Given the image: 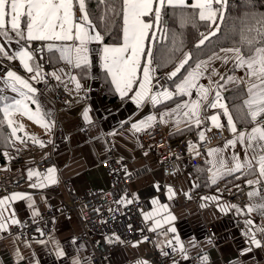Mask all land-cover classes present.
Here are the masks:
<instances>
[{
  "label": "crops",
  "instance_id": "1",
  "mask_svg": "<svg viewBox=\"0 0 264 264\" xmlns=\"http://www.w3.org/2000/svg\"><path fill=\"white\" fill-rule=\"evenodd\" d=\"M38 42H42L47 51L52 73L55 72L61 77L57 80L53 76L54 84L51 86L47 84L43 76L39 81L32 80L31 76L34 73H28L18 58L9 60L0 55V108L7 124L9 119L12 120V125L8 124L9 148L0 155V175L10 180L22 177L27 182V190L0 194V201H4L0 204V212L3 214L0 217V223L5 225L3 229H0V236L6 237L9 226L18 224L12 222L14 219L19 222L26 218L40 219L52 208L62 209L68 201L66 190L68 184L79 194L88 189H107L110 180L103 164L111 148L115 154L123 158L131 170L138 172V177L129 183L125 192L120 196V203H129L141 196L149 197L145 216H151L148 220L152 221L153 227L160 234L157 244L165 243L163 228L170 230L175 227V234L178 238L176 239L177 246L182 254L179 264H200L198 258L203 253L207 254L208 264H264V231L261 230L264 229V223L254 215L253 211L248 212V207L228 208L222 202L223 196L215 191L197 192L199 180L195 174L196 170L188 165L186 159L180 160L181 171L174 176L166 177L161 170L157 152L144 141L145 134L153 128L156 122H160L175 141L181 140L183 136H190L192 140L188 151H193V146L196 150L198 141L201 139L200 134H205L207 129L215 127L210 120L207 124L201 123L199 127H196L194 123L190 125L182 113L173 111L180 103H191L198 99L196 89L192 90L191 97L174 95L171 99H162L160 103L153 104L150 100H146L138 106L131 98L137 90L134 87V91L128 93L127 100L113 103L105 98V85L101 78V71H104L106 81L108 79L111 81L110 75L102 66L100 50L103 45L89 44L90 76L83 79L76 73V68L59 59L58 51L49 52L47 49L48 43L60 45L65 42ZM0 43L4 44L5 50L13 56L22 46H27L32 52L30 42L27 41H20L17 44L14 38L13 42L8 44L5 38L0 36ZM217 53L224 55L221 50ZM32 54L34 56L33 52ZM211 56L201 61H209ZM29 63L38 64L35 56L34 60ZM231 66H233L231 62L226 65L221 60H212L207 72L198 81L200 85L213 89L208 100L203 102L201 118L204 115L210 117L220 113L219 122L224 125L221 130L226 136L223 141L210 146L203 152L207 164L208 184L211 187H216L223 180H235L236 183L243 185H250L247 183L249 180L254 183H264V176L259 172L258 160L254 159V156L258 154L248 148V141L246 140L243 144L237 143L234 147L227 145L226 142L235 139L236 134L229 130L227 117L223 115V110L211 112L205 110L215 93L214 90L217 87L215 82L217 81L224 85L220 91L242 85L247 94V69L234 67L235 71L225 76ZM213 69H216L225 79L220 80L216 75L209 77ZM9 71L28 80L37 89L35 94L30 93V95H34L41 110L47 113L46 119L51 122L50 129L46 128L43 123L36 122L23 111H16L8 117L5 116L3 111L5 105L11 104L14 99H21L18 93L13 92L7 86V72ZM73 76L82 86L79 90L76 89L75 82L71 79ZM228 76L236 77L240 82L230 83L227 81ZM179 78L178 76L175 79L178 81ZM151 84V94L163 92L165 89L175 90L172 79L162 86L155 85L153 78ZM112 85L115 89V85ZM60 89L68 95L70 100L68 105L54 101L53 97ZM115 93L121 97L116 90ZM246 99L248 95L244 100ZM28 103L30 109L35 112L36 105L31 104L30 101ZM228 110L232 114L229 108ZM85 111L88 112L91 122L84 119ZM169 112H172L171 116L166 115ZM152 116L156 119L151 126L145 124L139 131L133 127L142 121H148ZM258 120H264V116L259 117ZM233 121L236 123L238 133L241 131L249 133L251 128L256 126L251 123L250 127L241 128L234 116ZM191 127L194 132L175 136L180 129ZM14 128L16 131L13 135ZM211 149L222 150V156L229 167L235 164L232 160L234 154L245 163V167L231 174H228L226 170H221L223 174H217L216 183H213L212 177L216 172L213 164L219 158L209 154ZM47 159H53L54 164L48 166L46 170H41L39 163ZM247 161L252 162V167L247 166ZM49 169H55L53 173L55 183L45 180ZM249 170L254 171L253 175L243 177ZM30 172L40 175H33L29 178ZM41 182H44L43 187H33ZM190 191H196L199 194L198 202L186 199L185 196ZM16 194L23 198L10 199ZM169 216H174L175 220L165 222V218ZM156 220L161 221L160 227L155 226ZM247 220L253 221L254 224L250 226L246 223ZM250 230L255 232L256 239L260 241V247L251 242ZM81 232V224L75 214H58L55 218V229L51 232H42L30 239L7 236L0 250V264H77V262L78 264H95L91 260L90 243L77 239ZM211 236H214L213 240ZM181 244H183V251L180 250ZM59 251H63L64 255H58ZM150 252L151 245L146 240H137L117 249L104 260L103 264H142V262L154 264L149 258Z\"/></svg>",
  "mask_w": 264,
  "mask_h": 264
},
{
  "label": "snow or ice",
  "instance_id": "2",
  "mask_svg": "<svg viewBox=\"0 0 264 264\" xmlns=\"http://www.w3.org/2000/svg\"><path fill=\"white\" fill-rule=\"evenodd\" d=\"M112 3L114 0H107ZM122 7V32L123 40L119 45H105L104 37L100 31H97V25L90 19V13L86 7V0H0V36L5 38L8 44L15 42L17 44L20 41H58L65 42L60 45L54 43H48L47 49L49 52L53 50L59 52V59L63 60L66 64L71 65L76 69H87L91 65L90 61V48L89 44L97 43L103 45L101 51L102 66L106 73L110 75L112 84L115 85V90L121 97H125L128 93L133 92L134 86L136 91L133 93L132 99L135 100L137 105H141L146 100H150L153 104L160 103L162 99H171L174 95L189 96L192 95V90H197L198 99L189 102L180 103L173 111L182 113L186 121L191 125L194 123L196 127H199L203 122L201 119V108L204 101L208 100L210 92L213 91L211 87H205L200 85L198 81L208 70V66L212 60H221L224 64L230 62L235 68L247 69V95L248 99L243 101V105L240 111L243 112V119L256 126L251 128L249 133L243 131L238 133L236 123L233 121V116L229 112L226 104H224L223 97L220 89H223L224 85L218 81L215 82L217 87L214 90L215 94L207 107L220 108L223 110V115L227 117V124L229 130L235 135V139L228 140L226 143L229 146H235L237 143H245L248 141V148L252 149L257 156L254 159L258 160L259 172L264 176V120H258L259 117L264 116V47H256L254 39L246 40V44L249 45L248 51L245 53L240 47L221 49L224 53L223 56L218 53H214L209 61H201L192 68L191 71H187L186 75H180L179 80L175 78L181 74V70L185 68V65L192 59L191 53H186L184 57L179 61L178 65L168 74V78L172 79L175 84V90L169 91L165 89L163 92L152 93L153 80V56L149 48L155 37L156 27L161 20V11L166 4L169 6L187 7L186 0H121ZM219 5L214 7L213 5ZM227 4V0H196L191 5L196 11L193 15L194 18H198L200 21H207L208 27L211 29L208 35L201 34V39L196 47L203 45L209 36H214L219 31V24L217 23V15L221 20L224 19L223 10ZM154 5H156L154 10ZM78 7L80 12L79 19L76 18L74 8ZM111 11L115 12V9ZM150 16L153 19L146 22L144 17ZM7 18V19H6ZM106 19L107 14L105 15ZM215 25V28H212ZM153 32V36L150 38L149 33ZM258 34L264 32V25L261 29H256ZM14 34V36H13ZM264 40V35H262ZM71 42V43H67ZM43 51V48L38 49ZM0 55L5 56L9 60L19 59L24 69L28 73H34L31 76L32 80L39 81L42 76V69L39 64H30L29 61L34 60L32 52L27 46H22L16 51L15 55H10L5 50L4 44L0 43ZM143 62V67L141 68ZM57 80L61 77L52 73ZM219 76L220 80H224L225 77L221 75L216 69H213L209 74ZM8 80L7 86L11 88L13 92L19 94L21 99H14L11 104L5 105L3 111L6 117L10 116L13 112L23 111L29 115L30 118L36 120L38 123H43L46 128L51 127V122L47 121V113L41 110L38 101L34 98L37 89L33 87L28 80L23 79L15 72H7ZM75 82L76 89L79 90L82 86L76 77H71ZM137 81L139 83L137 84ZM227 81L230 83H237L238 78L228 76ZM26 90V91H25ZM35 104L36 109L33 112L29 103ZM186 109V111H185ZM171 116L172 112L166 113ZM220 113L206 117L210 120L213 126L217 129H223L224 125L219 122ZM84 119L90 121L88 112L85 111ZM156 117H149L148 121H142L139 125H133L138 131L141 127L147 124L151 126V123L155 121ZM8 124L12 125V120H8ZM16 129H13V135ZM200 138H204V134H200ZM38 143H42L37 141ZM193 151L195 148L193 146ZM247 151V149H245ZM198 154V153H197ZM209 154L218 157L219 159L213 164L216 168V172L213 174L212 182L216 183L217 174H223L221 170H226L228 174L236 171H240L245 167V163L241 162L237 155L232 156V160L235 161L233 167H229L222 156V150L211 149ZM247 166L252 167V162L247 161ZM55 169H49L45 180L50 183H55L53 173ZM33 175H40L39 173H29V178ZM248 184H253L254 181L249 180ZM44 182L33 187H43ZM250 197L258 195L257 192H250ZM19 194L13 195L10 199H22ZM215 199V198H213ZM155 202V201H154ZM4 201H0L3 204ZM235 207V206H233ZM166 208V206H165ZM256 209L264 213V204L256 205ZM254 208L249 206L248 212H252ZM238 211H240L238 209ZM0 212V217H2ZM145 219H151L150 215H146ZM175 220L174 216L165 218V222ZM13 223H19L18 220H13ZM247 224L250 226L254 224L253 221L247 220ZM155 226L160 227L161 221L156 220ZM5 225L0 223V229H3ZM155 231V227L152 229ZM264 231V229H261ZM173 233L176 232L175 227L170 229ZM178 240V238H177ZM250 240L257 247H260V241L256 239L255 232L250 230ZM180 250L183 251V244L180 245ZM250 250V249H249ZM63 256V251L57 253ZM78 264V262H77ZM146 264V262H142Z\"/></svg>",
  "mask_w": 264,
  "mask_h": 264
},
{
  "label": "built area",
  "instance_id": "3",
  "mask_svg": "<svg viewBox=\"0 0 264 264\" xmlns=\"http://www.w3.org/2000/svg\"><path fill=\"white\" fill-rule=\"evenodd\" d=\"M76 18L79 19L78 7L74 8ZM30 48L43 71V78L49 86L54 84L52 68L49 64L46 49L38 42H32ZM43 48V51L38 49ZM166 71L161 74L154 73V84L163 85L170 79ZM223 103L228 108L224 94ZM214 96V95H213ZM54 101L69 103V97L64 90H58L54 95ZM211 100L208 102L210 103ZM206 111H222L220 108H205ZM202 123L207 124L208 119L202 116ZM225 133L221 129L209 128L204 138L200 139L195 151H188L192 138L183 136L181 140L175 141L164 129L160 122H156L144 136V141L150 144L157 152L160 159V167L166 177L174 176L181 171L180 160L186 159L191 167H195L203 160V152L210 146L225 139ZM198 153V154H197ZM54 164L53 159H47L39 163L41 170ZM104 169L109 177L110 185L107 189H88L83 193H77L70 184L67 185L68 201L62 209H50L40 219L26 218L18 224L9 226L7 236H15L21 239H30L42 232H51L55 229V218L58 214H75L81 224L82 232L78 240L88 241L92 248L91 260L95 264H103L117 249L137 240L144 239L151 245L149 258L154 264H179L182 254L177 246L176 234L168 228H163L162 233L165 243L157 244L160 234L152 229V221L145 219L148 209L147 196H141L129 203H120V196L125 192L129 183L138 177V172L128 167L123 158L110 148L108 157L104 162ZM16 190H27V182L24 178L10 180L0 175V194H10ZM258 195L250 197V192ZM215 192L223 196L222 202L228 208L233 206L243 208L252 206L253 213L264 223V213L256 209V205L264 204V184L256 182L251 185L235 184L228 187L225 181L219 182ZM187 200L198 202L199 194L190 191ZM0 236V250L3 248V240ZM214 239V236H211ZM200 264H208L207 254L199 256Z\"/></svg>",
  "mask_w": 264,
  "mask_h": 264
},
{
  "label": "trees",
  "instance_id": "4",
  "mask_svg": "<svg viewBox=\"0 0 264 264\" xmlns=\"http://www.w3.org/2000/svg\"><path fill=\"white\" fill-rule=\"evenodd\" d=\"M192 4V1H189L187 7L165 5L160 9L161 20L154 33L156 38L149 45L155 74L174 69L186 52L191 53L192 59L182 69L179 77L194 68L201 60L221 49L240 47L246 53L249 45L245 41L248 39H254L256 47H264V40L261 38L264 32L258 34L256 31L264 25V0H227L223 10L224 19L221 20L219 14L216 18L219 31L216 35L209 36V39L200 47H196V45L201 39V34L208 35L211 29L208 27L207 21L194 18L193 14L198 10L193 9ZM213 6L219 7L215 4ZM86 7L90 13V19L97 25V30L104 37V44H120L123 40L121 0H114L112 3L107 0H86ZM112 9H115V12L111 11ZM106 14L109 19L105 18ZM146 19L151 21L153 18L147 16ZM212 28H215V25H212ZM152 36L153 32L150 31L149 37ZM75 71L83 79L90 76L89 67L86 70L76 69ZM234 71L233 65L225 73V76ZM101 78L105 85L104 95L108 101L117 103L127 100L128 95L123 98L117 96L111 81L109 79L106 81L104 71H101ZM223 94L239 126L241 128L250 127L251 123L242 118L243 112L240 111L247 95L245 88L242 85H236L223 91ZM193 130L192 127L183 128L177 131L175 136L188 135L194 132ZM8 131L7 121L0 108V155L9 148ZM206 166L203 159L198 165L192 167L195 168V174L199 180L197 192L207 193L215 190V187L208 184ZM253 172V170H249L243 177L251 176ZM236 182L235 180L227 181L228 186H232Z\"/></svg>",
  "mask_w": 264,
  "mask_h": 264
},
{
  "label": "rangeland",
  "instance_id": "5",
  "mask_svg": "<svg viewBox=\"0 0 264 264\" xmlns=\"http://www.w3.org/2000/svg\"><path fill=\"white\" fill-rule=\"evenodd\" d=\"M189 1H192V3H195L196 2V0H186V3L189 4ZM153 7H154V10H155L156 5H154ZM146 17H144V19H145L146 22H148L147 19H146Z\"/></svg>",
  "mask_w": 264,
  "mask_h": 264
},
{
  "label": "bare ground",
  "instance_id": "6",
  "mask_svg": "<svg viewBox=\"0 0 264 264\" xmlns=\"http://www.w3.org/2000/svg\"><path fill=\"white\" fill-rule=\"evenodd\" d=\"M41 44H42V42H41ZM43 45V44H42Z\"/></svg>",
  "mask_w": 264,
  "mask_h": 264
}]
</instances>
